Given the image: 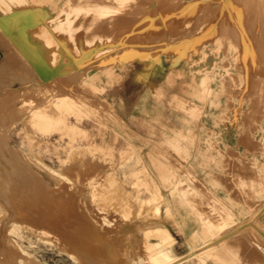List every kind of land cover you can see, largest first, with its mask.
<instances>
[{
	"label": "rangeland",
	"instance_id": "obj_1",
	"mask_svg": "<svg viewBox=\"0 0 264 264\" xmlns=\"http://www.w3.org/2000/svg\"><path fill=\"white\" fill-rule=\"evenodd\" d=\"M23 6V0H0V16L8 18L5 14L9 10ZM263 8L264 0H66L58 11L48 10L45 18L41 13L35 15L39 18L37 24H41L35 38L43 48H48L46 58L35 56L16 39V33L23 30L19 23L10 22L12 25L6 28L0 21V217H3L0 218V253L11 243L12 249L21 251L12 250L15 256L20 255L14 257L15 264H80L79 260L60 250L53 240L40 239L30 230L16 225L12 227L11 215L15 210L17 217H23L31 212L30 209L39 207L51 206L52 212L61 215L71 205L84 208L89 206L84 202L86 188L93 190L94 196L90 199L95 207L112 205L99 211L108 212L109 221L113 219L110 221L112 226L106 224L109 228L115 229L117 224L126 221L133 222L135 228L140 225L146 228L159 222L173 237L171 247L174 252L186 253L189 250L186 237L196 224L191 218L182 221L170 201V192L162 188L160 178L156 177V169L160 164L163 167L167 164L169 170L185 177L189 174L186 168L200 177L208 171L217 176L229 175L226 168L229 160L222 161L217 152L218 148L224 151L222 144L229 143L232 137L224 131L225 119H221L225 107V94L222 93L225 92L226 75L223 74L227 67L233 75L236 73L240 29L250 34L258 28L264 29ZM76 10L86 23L96 19L101 21L92 35H80L74 40L68 32L58 30L57 18L59 13L67 17ZM56 44L69 49L79 59L80 74H76ZM171 62L176 67L171 68ZM64 82L77 86L79 104L76 113L67 104L70 109L65 110L62 123L47 105L53 103V111L58 108L55 90ZM232 91L236 98L234 85ZM44 97L48 102L45 98L44 103ZM193 108L200 111L197 116L200 120L192 116ZM211 112L217 114L213 121L209 118ZM255 122V126H249L259 138L263 133L264 118L257 115ZM182 125L185 136L177 145L168 138ZM193 130L196 136L192 140ZM210 139L213 144L209 143ZM6 147L12 148L16 156L13 157ZM257 160L262 162L264 157L258 156ZM256 172L255 176L264 184L263 173ZM189 180L196 186L195 180L191 177ZM68 194L71 196L69 203L66 200ZM165 197L170 202L169 211L163 200ZM64 202L69 204L68 207ZM9 204L15 208L2 209V205ZM59 204L64 209L61 210ZM114 208L120 210L118 214L124 219L115 215ZM121 209L126 211L127 220ZM263 218L260 216L258 220ZM3 233L10 239L6 246ZM168 234L155 233L163 236L164 243L171 240ZM119 237L116 243H120L123 236ZM143 239L146 242L157 240L150 235ZM246 244L229 254L234 256L235 262L228 256L227 262L209 260L210 264H242L246 259L244 264L263 263L264 251ZM8 252L4 253L7 257L0 254L3 256L0 260L6 262L13 255ZM143 252L149 253L144 248Z\"/></svg>",
	"mask_w": 264,
	"mask_h": 264
},
{
	"label": "bare ground",
	"instance_id": "obj_2",
	"mask_svg": "<svg viewBox=\"0 0 264 264\" xmlns=\"http://www.w3.org/2000/svg\"><path fill=\"white\" fill-rule=\"evenodd\" d=\"M65 1L66 0H23L24 2L23 7L17 8L16 10H9L5 14L10 19L0 16V21L6 28L12 25V23L10 22L19 23L20 26H22L23 30H20L19 32L16 33L17 34L16 39L21 44L27 46L28 49L35 56L46 58L47 56L45 53L48 52L47 51L48 48L47 47L43 48L35 38L36 34H38L37 28L41 26V24L39 25L37 24L39 18L38 19L35 18V15L41 13L45 18L47 16L48 10L57 9L58 11L61 8V6H63ZM80 14L81 13H79L78 10H76L75 13L67 17H65L63 13H59L57 18V21L59 23L58 30L60 32H68L71 38H73L74 40L81 37L80 35L90 36L94 32H96L99 28L97 23H99L101 20L97 21L96 19L86 23V21L85 22L82 21L81 18L82 16ZM45 22L44 24L46 25L47 23ZM237 39L239 45H238V53H237L238 60L237 63L235 64L236 73L233 75L230 69L228 67L226 68L225 70L226 74H223L226 75L225 78L226 81H224L226 83V84L224 83L225 92L222 93L225 94L224 96L225 107L222 110L223 116H221V119H223L224 117L225 119V120L223 119L225 121L223 126L224 131L226 132V134L230 133L232 139L230 138L231 141L229 140L230 141L229 143L222 144L225 145V149H223L224 151L220 150V148H218L217 151L219 152L220 154L219 156H221L222 161L229 160L230 164L226 165L228 166L226 168L229 175L225 177L217 176L216 175L217 173L213 174L212 172L208 171V172H204V174L200 177L195 174L196 172L193 173L192 170L191 172L190 169L186 168V170L189 171V174H187V176L185 177L184 174L183 175L177 174L174 170H169L168 167H166L167 164L164 163L163 164L165 165V167H163L160 164V166H157L156 169L157 170L156 177L160 178V182L162 183L161 185L162 188L167 189V192L168 191L170 192L171 195L170 201L171 203L174 204L176 211H178V213L182 218V221L184 222L187 218H191L193 222L196 224V228L191 230L186 237L187 243L189 244V250L186 253L177 254L174 252V250L171 247L173 237L171 236L168 228L165 225L160 224L159 222L157 224H153L152 226L146 228H143V225L137 226L135 228L132 224L133 222L120 221L121 223L117 224L115 226V229L109 228L108 226H112L110 221H112L113 219L110 221L108 220L107 218L108 212L107 213L99 212L103 210L104 207L103 208H101L102 206L95 207L91 203L90 198L91 196L94 195H92L93 190L89 188H86L85 193L87 194V196L84 197V202L85 203L88 202L89 206L85 205L84 208L82 207L80 208L79 206L71 205L69 209L68 208L64 209L62 206V208L65 210L64 215H61V213L55 214V212H52L53 210L50 209L51 206L46 207V209H43L42 207L40 209L39 207L37 209L35 208L34 210L32 209L33 211L30 209L31 212L28 215L25 216L23 215V217L22 216L17 217L16 213L14 212L15 210L12 209L11 211L14 210L11 215L12 225H13L12 227H15L16 225L17 227L30 230L40 239L53 240L59 246L60 250L66 252L74 260H79L80 264H210L209 260H212V262L213 261L221 262V261H225V259L228 256H229L228 258L234 257L231 256L232 255L231 251L236 248L238 249V247L240 246L242 247L246 243L250 245H255L256 248L262 249L264 251V218L262 219V221L258 220L260 216L264 217V184L263 181L258 180L257 176H255L257 174L256 171H261V173H263L262 175L264 176V160L262 162L260 161L257 162L258 156L264 157V128H263V133L259 138L255 135L254 131L251 128L252 125L255 126L257 123L255 122V117L257 115L262 116L264 118V29L258 28L252 34H250L246 30L240 29V33ZM41 40L44 41V39ZM55 46L57 50H59L63 56L65 55L68 61H70L71 67L76 71V74H78L80 71L79 66L81 65L79 59H77V57L74 56L69 49H65L58 44H56ZM54 65L56 66L57 64ZM169 66L171 68L176 67V65H174L172 62L169 64ZM124 73H125V78L128 79L129 76L126 75L127 72ZM178 75L181 74L178 73ZM75 76L77 77V75ZM207 82L208 81H206V83ZM233 85L237 90L236 98H234L233 96V91H232ZM205 87L208 88L209 86L207 85ZM49 91L50 90H47L48 93ZM55 91H57L54 95L57 97L56 98L57 101L55 103L58 108H55V110L53 111L52 110L53 103L52 105H50L49 102V105H47L48 104L47 102L50 99V97L48 96V100H47L46 98L47 94L45 95L46 97L43 98V101L46 98L45 100L47 101L46 102L47 104H45V106L47 105L50 108V110L49 109L48 110L52 111V114L55 115L57 121H61L62 123H64L65 110L70 109L67 107V104L71 106V109L74 113H76V110L78 109L77 106L79 104V91L77 86L72 87L70 85H67L65 82L57 86ZM107 92L108 90H106V93ZM80 100L82 99L80 98ZM44 103L42 102L43 105ZM42 104H40L41 107ZM40 105L37 106L39 107L38 108L39 110H40ZM193 110L194 111L193 113L191 111V114L196 120L198 119L197 116H200V111L197 108L196 109L193 108ZM39 112L41 113V110ZM45 112H47V110ZM45 112L43 111V113ZM202 112L203 111H201V113ZM212 113L214 114L215 112H211L209 118L213 121L215 118H217V114L212 115ZM46 115H48V113ZM50 116L52 117L53 115ZM53 118L54 117H52V119ZM52 122L54 121L52 120ZM249 125H251V127ZM64 127H66V125ZM196 128L199 129L198 126ZM184 129L185 128L183 125L175 129L174 135L170 136L168 140L174 143L176 142L177 144L178 141L185 136ZM188 130L186 132L187 134H189ZM193 131H194L192 132L193 134H191L192 136L194 135L193 138L191 137L192 140L196 136L194 134L195 130ZM169 141L167 142L168 145H169ZM210 141L209 143L213 144L214 141H212L211 139ZM196 142H198V140ZM173 146L176 147V145ZM159 149L161 150V147ZM6 150H9L11 155L13 154L12 148L8 147L7 149L6 147ZM179 150L183 151V149H181L180 147ZM179 150H177L178 153ZM205 150L207 153L209 152L208 148ZM9 152L8 154H10ZM175 152L176 151H174V153ZM16 154L17 153H14L13 157H15ZM162 158L164 159V157ZM167 160L169 159L167 158ZM174 161L175 160H173V163ZM178 163L179 162H177V164ZM182 168H184V166ZM218 175H222V174H218ZM172 176L175 177V180H173ZM188 177L189 178L191 177L193 180H195V182L197 183L196 186L191 185L192 183L190 182ZM150 178L152 177L150 176ZM140 180L141 179L139 178L138 181ZM152 181L154 180L152 179ZM142 182L139 183L136 182V184L139 185ZM144 186L146 187V185ZM256 195H258V197H255ZM69 196L70 195L68 194V198L66 199L68 203H69L68 199L71 198V196L70 197ZM166 199H167L166 197L163 198V200L166 201V210L169 211L170 206L168 204L170 202H168ZM68 203H65L67 204V207L69 205ZM51 205H53V203ZM106 205L104 206L106 207ZM141 205L143 206V204ZM110 206L112 205L109 204L107 208ZM114 206L115 205H113V207ZM1 207L2 209L7 210V208L9 209L14 206L12 204H9L8 206L2 205ZM64 207L66 208V206ZM47 208L49 209L47 210ZM59 208L62 210L61 206ZM107 208L104 209L106 210ZM114 209H116L115 211L117 212L115 213V215L118 213L120 214L119 212L120 210H117V208ZM123 209H121L122 211L121 214L126 215V211ZM133 209L135 210V208H132V210ZM123 211L125 213H123ZM141 211H143V209ZM93 213H95V215ZM119 214L117 216L119 217L122 216ZM133 215L136 216V214ZM127 216L128 215L125 216L126 217L125 220H127ZM120 218L122 219L123 217ZM8 219L11 218L9 217ZM114 221H117V219L116 220L114 219ZM158 231L169 233L168 235L171 236V240L167 243H164L162 241L164 239L163 236L159 237L158 235H155V233H157ZM117 233L121 235H117ZM144 235L153 236L157 240L155 242H146L145 239H143V237L145 238ZM119 236H123V237L120 240V243H116L118 242V239H120ZM2 239L4 241L5 246L7 242L9 244V240H10L9 236L8 238L5 237V234L3 233ZM143 240L145 241L144 245H143ZM7 246H8L7 249L4 247L5 250L3 249H2L3 251L1 250L3 254L4 253L8 254L10 253L8 251L12 252V250H14L16 253L20 251L17 250V248L16 250L15 248L12 249L13 245L11 243ZM247 247L249 248L250 246ZM143 248L144 250H146V252L149 251V253L145 254L144 253L145 251L143 252ZM15 252H12V254ZM238 252L240 253V251ZM248 252L249 250L246 253ZM261 252L262 251L260 250V253ZM2 253L0 254L2 255ZM230 253L231 255H229ZM17 255L18 254H16V256L15 254H13L12 256L10 255V257H8L6 262L0 260V264H15L14 257L17 258ZM21 255L23 256V254ZM4 256L7 257V255L5 254ZM251 256H249V258ZM1 257L3 256H0V258ZM18 257H20V255H18ZM258 258L260 257L258 256ZM26 259H28V257ZM226 260L228 261V259ZM231 260H233V258L230 259V261ZM232 262L235 261L233 260ZM260 262L261 264L264 263V262L262 263V261ZM228 263L230 264V262ZM244 263L242 261V264ZM26 264H30V263H26ZM236 264H238V262ZM254 264H257V262Z\"/></svg>",
	"mask_w": 264,
	"mask_h": 264
}]
</instances>
